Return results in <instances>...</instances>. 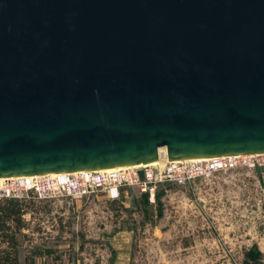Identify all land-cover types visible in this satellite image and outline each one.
<instances>
[{"label":"water","instance_id":"obj_1","mask_svg":"<svg viewBox=\"0 0 264 264\" xmlns=\"http://www.w3.org/2000/svg\"><path fill=\"white\" fill-rule=\"evenodd\" d=\"M161 147L264 153V0H0V177Z\"/></svg>","mask_w":264,"mask_h":264},{"label":"rangeland","instance_id":"obj_2","mask_svg":"<svg viewBox=\"0 0 264 264\" xmlns=\"http://www.w3.org/2000/svg\"><path fill=\"white\" fill-rule=\"evenodd\" d=\"M29 196L36 208L24 215L21 262L264 264L263 166L162 182L145 193L122 190L114 199L100 189L78 198Z\"/></svg>","mask_w":264,"mask_h":264},{"label":"built area","instance_id":"obj_3","mask_svg":"<svg viewBox=\"0 0 264 264\" xmlns=\"http://www.w3.org/2000/svg\"><path fill=\"white\" fill-rule=\"evenodd\" d=\"M264 167V153L224 155L197 160H167L160 166L124 167L109 172H60L54 175L0 177V198H23L34 194L39 199L78 198L96 189L109 198H118L121 191L136 189L145 193L162 182L184 184L195 178L239 167ZM143 171V179L139 177Z\"/></svg>","mask_w":264,"mask_h":264},{"label":"trees","instance_id":"obj_4","mask_svg":"<svg viewBox=\"0 0 264 264\" xmlns=\"http://www.w3.org/2000/svg\"><path fill=\"white\" fill-rule=\"evenodd\" d=\"M29 195L23 198H0V264H31L21 262L18 258L19 235L28 228L24 215L36 208L34 198ZM256 247L255 245V251ZM46 251L49 254L47 256L53 252L51 249ZM51 260L48 264H84L83 261L79 263L70 259L65 261L62 257Z\"/></svg>","mask_w":264,"mask_h":264},{"label":"bare ground","instance_id":"obj_5","mask_svg":"<svg viewBox=\"0 0 264 264\" xmlns=\"http://www.w3.org/2000/svg\"><path fill=\"white\" fill-rule=\"evenodd\" d=\"M202 159L203 158H187V160H197V161H200ZM167 160H168V158H167V154H166V148L165 147H161L158 150V157H157V161L156 162L144 163V164L133 165V166H121V167H118V168H124V167H147V166H160L161 167L164 164V162L167 161ZM115 169H117V168H115ZM111 170H114V169L99 170V171L109 172Z\"/></svg>","mask_w":264,"mask_h":264}]
</instances>
